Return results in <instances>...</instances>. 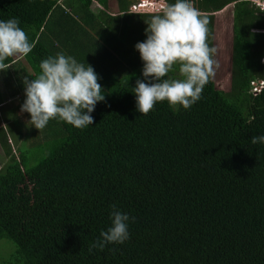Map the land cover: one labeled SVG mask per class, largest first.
Masks as SVG:
<instances>
[{"label":"trees","instance_id":"16d2710c","mask_svg":"<svg viewBox=\"0 0 264 264\" xmlns=\"http://www.w3.org/2000/svg\"><path fill=\"white\" fill-rule=\"evenodd\" d=\"M136 1L116 0L112 16L90 9L107 0H0V21L18 18L34 45L5 61L15 92L63 53L93 67L105 95L92 125L56 118L24 149L2 142L0 233L22 264H264V144L251 143L264 136V88L250 86L264 81V14L252 0H195L210 47L214 14L234 4L230 89L210 77L189 109L163 101L141 115L135 45L154 14L128 13ZM112 206L129 216V238L89 251Z\"/></svg>","mask_w":264,"mask_h":264},{"label":"clouds","instance_id":"9594fccd","mask_svg":"<svg viewBox=\"0 0 264 264\" xmlns=\"http://www.w3.org/2000/svg\"><path fill=\"white\" fill-rule=\"evenodd\" d=\"M19 23L18 18L0 21V71L10 67L5 63L9 57L27 56L34 47ZM208 24L192 0H159L157 14L147 23V39L135 45L144 64L143 80L137 79L133 88L141 115H147L157 102L187 110L201 98L216 64V48L207 43ZM174 65H178L179 78L165 79ZM39 67L41 73L35 79L23 81L26 99L21 112L30 115L28 123L38 130L56 118L77 129L92 125L91 113L105 99L93 67L63 53L44 59ZM251 143L264 144V136L252 137ZM112 207L111 226L100 233L89 251L123 244L129 238V216Z\"/></svg>","mask_w":264,"mask_h":264},{"label":"rangeland","instance_id":"374dc122","mask_svg":"<svg viewBox=\"0 0 264 264\" xmlns=\"http://www.w3.org/2000/svg\"><path fill=\"white\" fill-rule=\"evenodd\" d=\"M194 1L195 0H192L193 5ZM251 3L252 5L256 4L253 1ZM255 6L258 7L257 5ZM90 9L93 12L103 10L107 13H111L112 16L118 15L116 0H107L105 6H100L96 3H92ZM233 9L234 4H231L225 7L223 10L214 14L212 47L216 48V53L213 57L216 61V64L214 65V75L211 77V79L214 82L215 86L223 91H228L230 89L231 52L233 38ZM261 62L264 63V60H262ZM23 96H20L21 100H19V103L22 102V105L25 101L23 99ZM14 117V131L12 133L13 141H9V143H11L10 146L12 152L16 151V149L18 148V144L20 149L25 148V145L29 143V133L33 128H35L33 127V125L28 123L30 121V115L28 113H23V115H16ZM18 139H20L22 143L19 142ZM2 150L0 148V168H2L6 163V157ZM22 189L28 190L29 187L24 186L23 188H21V190ZM13 253L15 256H13ZM18 255V251L15 249L13 244H11V242H9L0 233V264H17Z\"/></svg>","mask_w":264,"mask_h":264},{"label":"crops","instance_id":"0c3cea01","mask_svg":"<svg viewBox=\"0 0 264 264\" xmlns=\"http://www.w3.org/2000/svg\"><path fill=\"white\" fill-rule=\"evenodd\" d=\"M22 66L28 69V66L23 60H22ZM11 69L12 67L10 66L4 71H0V148L1 150L3 149L2 142H4L5 145L10 147L11 149L10 146L11 143H9V141L10 142L13 141L12 133L14 129V120H15L14 116L23 115V113L21 112L22 102L19 103V100H21L20 96H23V94L25 96V91H22L21 93L14 91L11 85L14 83L11 75L12 74ZM15 109H17L16 112H14Z\"/></svg>","mask_w":264,"mask_h":264},{"label":"built area","instance_id":"2783aa9c","mask_svg":"<svg viewBox=\"0 0 264 264\" xmlns=\"http://www.w3.org/2000/svg\"><path fill=\"white\" fill-rule=\"evenodd\" d=\"M259 6L260 10H264V0H252ZM159 0H137L130 5L128 13L133 14H157V6ZM262 5V6H261ZM262 8V9H261ZM264 60V59H263ZM251 91L253 93H259L264 88V81L258 80L250 83Z\"/></svg>","mask_w":264,"mask_h":264}]
</instances>
